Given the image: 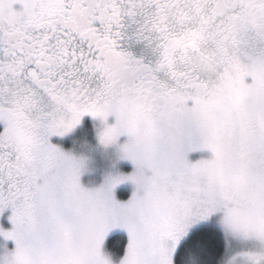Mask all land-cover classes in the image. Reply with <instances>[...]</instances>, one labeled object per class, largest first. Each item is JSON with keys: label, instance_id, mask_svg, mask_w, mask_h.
Here are the masks:
<instances>
[{"label": "snow or ice", "instance_id": "snow-or-ice-1", "mask_svg": "<svg viewBox=\"0 0 264 264\" xmlns=\"http://www.w3.org/2000/svg\"><path fill=\"white\" fill-rule=\"evenodd\" d=\"M84 116L133 168L91 189ZM6 210L0 264H264V0H0Z\"/></svg>", "mask_w": 264, "mask_h": 264}, {"label": "rangeland", "instance_id": "rangeland-1", "mask_svg": "<svg viewBox=\"0 0 264 264\" xmlns=\"http://www.w3.org/2000/svg\"><path fill=\"white\" fill-rule=\"evenodd\" d=\"M90 125L88 130L86 127L79 125L69 134L64 137H53L52 144L61 148L65 152H70L75 157H82L85 159V167L80 177V183L85 188L99 187L109 175L128 174L133 168L129 161L120 160L118 158L117 147L110 146L107 149L98 145L97 129L101 127L100 121L86 122ZM107 123L111 125L114 123V117H108ZM126 137H119L117 144H123ZM208 154L206 152L189 153L188 159L190 162H195L200 158H205ZM133 187L130 184H121L114 189V195L117 200L126 201ZM0 215V227H6V221ZM3 243V241H0ZM9 250L13 247L11 242H8Z\"/></svg>", "mask_w": 264, "mask_h": 264}, {"label": "flooded vegetation", "instance_id": "flooded-vegetation-1", "mask_svg": "<svg viewBox=\"0 0 264 264\" xmlns=\"http://www.w3.org/2000/svg\"><path fill=\"white\" fill-rule=\"evenodd\" d=\"M94 122L95 120L93 119V118H91L90 116H84V117H82V119H81V123L79 124V126L80 127H84L85 125H86V122ZM52 138L53 137H51L50 138V141H52ZM10 215V212L9 211H5L2 215H1V217H2V219H3V221H6V227H8V228H10V224H9V222H8V216ZM1 219V220H2Z\"/></svg>", "mask_w": 264, "mask_h": 264}, {"label": "clouds", "instance_id": "clouds-1", "mask_svg": "<svg viewBox=\"0 0 264 264\" xmlns=\"http://www.w3.org/2000/svg\"><path fill=\"white\" fill-rule=\"evenodd\" d=\"M100 125H101V127H99V128L97 129V141H98V136H99L100 132L103 130L101 122H100ZM98 145L101 146V145L99 144V142H98ZM101 147H102V146H101ZM103 148H105V147H103ZM107 148H108V147H107ZM107 148H105V149H107ZM80 158L83 159L84 164H85V159L82 158V157H80Z\"/></svg>", "mask_w": 264, "mask_h": 264}, {"label": "trees", "instance_id": "trees-1", "mask_svg": "<svg viewBox=\"0 0 264 264\" xmlns=\"http://www.w3.org/2000/svg\"><path fill=\"white\" fill-rule=\"evenodd\" d=\"M85 127H86L85 130H88L90 128V125L88 123H86Z\"/></svg>", "mask_w": 264, "mask_h": 264}]
</instances>
